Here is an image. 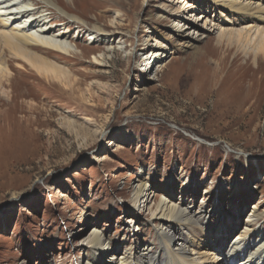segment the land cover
<instances>
[{"label": "rangeland", "instance_id": "obj_1", "mask_svg": "<svg viewBox=\"0 0 264 264\" xmlns=\"http://www.w3.org/2000/svg\"><path fill=\"white\" fill-rule=\"evenodd\" d=\"M54 3L82 20L80 38L77 24L65 30L76 84L49 89L0 59V264H82L91 228L107 245L101 264L156 252L142 208L153 198L204 209L179 242L225 264L213 242L234 240L252 205L264 214L263 25L212 0ZM140 181L148 196L130 208ZM256 229L264 238V218Z\"/></svg>", "mask_w": 264, "mask_h": 264}, {"label": "bare ground", "instance_id": "obj_2", "mask_svg": "<svg viewBox=\"0 0 264 264\" xmlns=\"http://www.w3.org/2000/svg\"><path fill=\"white\" fill-rule=\"evenodd\" d=\"M29 1L32 3H29ZM212 1L233 13L242 14L244 19L255 20L263 25L255 28L261 36L260 39L263 40L260 42L261 44L258 42L259 45L257 44L256 50L254 49V54L256 55L259 52L264 54V0ZM54 2L52 0H36L35 2L32 0H0V59L6 57L4 62L9 67L12 66L14 60L24 62L29 67L27 69L28 73L25 74L32 78L37 76L43 79L49 89H53L57 85L69 88L77 80H72L73 73L68 65L71 59L68 60L67 57L75 54L76 46L66 41L65 34L67 31L65 30L69 28L68 22L77 24V27L74 26L77 29L79 24H82V20L65 13ZM51 10L58 11L65 17L63 19H66V21H62V19L55 20L54 13ZM22 19L24 20L22 21ZM58 26L62 28L55 32ZM92 31L95 34L92 38L94 42L97 40L103 42V37L100 38V36L109 35L108 32L96 24L92 26ZM80 32L77 38L81 37ZM220 32L223 31L220 30ZM88 49L91 50V48ZM151 53L152 56L165 59L162 54ZM80 56L81 51H79L77 57ZM93 60L98 64L102 62L96 56ZM162 62H154L153 68L163 67ZM8 77V71H5L4 68L0 69V85L7 82ZM256 94L257 97L261 96L260 92ZM9 101H3L1 106L14 103V100ZM115 147L120 149L118 144H115ZM97 160L100 161L101 159ZM147 196V184L140 181L128 206L138 209L143 202L142 208L148 211L149 221L154 223L157 230L159 245L156 252L147 247L138 255L137 259H133L132 256H122L115 259L117 261L111 262V264H221L219 262L220 258L205 248L194 250L179 242L183 239L184 234L191 230L193 225L196 226L200 221L206 219L207 214L205 213L207 212L204 209L191 210L164 198L155 199L152 197L153 199L145 201L144 198ZM143 199L144 201H142ZM145 203H147V206ZM263 218V211L252 205L247 215H245L244 225L241 229L239 228L240 230L236 233L234 240H231L225 246L224 241L226 240H224V237L217 238L213 242L217 245L216 247L212 246L215 248L213 250L220 251L221 256L225 258V264H264L263 233L256 229ZM85 242L89 253L87 254L88 259L82 264H101L100 258L107 246L103 234L91 228L87 232ZM251 246L254 248L248 253L247 249ZM104 262L110 264L108 260Z\"/></svg>", "mask_w": 264, "mask_h": 264}]
</instances>
